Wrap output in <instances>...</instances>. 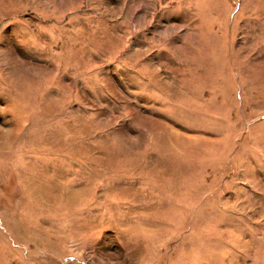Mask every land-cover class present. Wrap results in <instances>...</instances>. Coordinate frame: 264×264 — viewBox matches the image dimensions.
Returning <instances> with one entry per match:
<instances>
[{
	"label": "rangeland",
	"instance_id": "obj_1",
	"mask_svg": "<svg viewBox=\"0 0 264 264\" xmlns=\"http://www.w3.org/2000/svg\"><path fill=\"white\" fill-rule=\"evenodd\" d=\"M0 264H264V0H0Z\"/></svg>",
	"mask_w": 264,
	"mask_h": 264
}]
</instances>
